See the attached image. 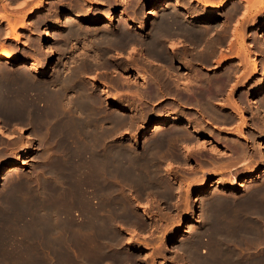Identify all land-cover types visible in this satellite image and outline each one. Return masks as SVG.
I'll use <instances>...</instances> for the list:
<instances>
[{"label": "bare ground", "instance_id": "6f19581e", "mask_svg": "<svg viewBox=\"0 0 264 264\" xmlns=\"http://www.w3.org/2000/svg\"><path fill=\"white\" fill-rule=\"evenodd\" d=\"M72 1L71 2L70 0L68 1L71 3L70 4L68 2L63 3L61 2V0H55V2H60L58 3L59 9L57 10V13H55L59 15L56 18V20L54 19L55 21L52 24V26L50 28L48 27L49 28L48 30L46 29L47 31L44 32V36L40 40V45H42V47L44 48L43 54L47 57L46 63H42L41 59L37 57L39 56L37 54L34 55L36 57L26 61L27 57L25 58L17 54L16 52L12 51L11 47L9 48L5 44H0V116L6 119L7 118L10 119L11 122L12 121L21 122V121L28 120L30 122L29 125L35 126L37 128L36 130L39 131V133L41 131H44V133H41V134H44V137H45L44 139L52 140L53 142L51 141L50 142L54 143L53 146L55 148L54 150L55 153H53L54 151L51 152L47 148L46 150H44V152L42 151L43 153H41V156L44 161L42 160V158H40L42 160L40 163L43 164L42 168H43L45 177H43V179H40L38 174L31 176L33 177L34 180L37 179L39 181L40 179L42 181V183L39 181L41 184L38 182L35 183V185L40 184L43 186L42 188L43 193L39 190L38 191L39 195L38 193H36L37 195L31 194L32 193L31 191L35 188V186L33 185V183L28 182L27 179H21L17 177V179L15 178L16 179L15 181H9L11 177L18 175L19 172L24 169V166L28 164V157L35 150L36 140L39 141V139L37 138V135L30 134L27 137V141L29 142V144H31V147L25 148L22 151V154L16 157L17 159L13 160L12 163L10 164L8 163V165L0 167V175L3 176L2 184H0V264H104V263L106 264L107 263L105 262L106 260L109 261L108 263L110 264H122L125 260H127V262L125 263H128V259L129 257H132L131 255L133 253L125 254L121 252L123 248V245H122L123 238H125L123 237L124 236L123 232L127 230L128 231L130 230L131 232V229L133 230L134 228H139V226L143 224L142 223L143 220H141L142 218H144V220H147L148 218L152 220V218L154 217V215L151 212H149V210L147 211V209H149L147 206H146L147 209L143 210L144 207L142 206L144 205L141 206L140 204L143 203L144 201L145 202L144 204L150 205L151 209L152 207H155V209L156 207H158L157 209L160 210L162 204H165V202L170 201L171 194L174 193V191L171 193V191L173 190V189L171 190V188L173 186L171 187L169 182L166 181L165 179H162V176L160 175V172L163 171L162 165L165 164L164 166L168 167V169L166 170L168 172L169 167H170L168 165L172 166L173 164V166L174 165L176 166L180 164V166H186L188 165L187 163L189 161H197V163L199 164L197 165L198 166L197 168H193L194 170L192 171L190 169L187 170V171H190L191 174L190 172H187V171L186 172L188 174H185L182 170V172L184 173L183 175L181 173L179 174L177 173L178 177H176L177 175H175L176 178H179V175H180L185 180L189 179L190 177L192 179L193 175H196L197 171L204 166L207 160V157H205L206 160H204V158H202L201 155L199 156V154L198 155L196 154L198 152L200 153L201 151V150L199 151L196 146L202 149L205 146V144L213 142L211 140H213L216 136L215 137L213 136L214 138L212 139V135H216L214 134V132L217 130L213 128L215 126L212 127L211 125H217V123L222 124V122H224L225 120H227V122L230 120V119L228 120V119L222 118V116L224 115L223 114L224 109L227 110L228 108H231V107L232 109L234 108L235 110L232 111V113L235 116H238L240 119L242 118L243 113L247 114L246 112L250 113V115L253 117L256 116L254 115L255 113L256 114H259V112L264 113V93L263 94L261 93V92H264V70H262L261 75L259 74L260 75L259 84L253 88L251 86L250 87L251 89H249V91L243 92L242 94L240 93L241 95L239 94L240 96L237 97L238 99L233 97L234 87L238 86L237 82H239V81H236V79L239 78V74L236 75V72L238 71L235 72V71H232L233 70L232 69L227 72L223 71V73H220V74L210 75L209 73L213 71L216 72L217 70L219 71V69L223 68L224 64L230 62V60L232 61V59L233 58L235 59V57L237 56H238L237 58H239L238 63L236 61L237 65L246 66L247 61L245 57H247L246 55H248V53H247V50H245L246 47L245 48L243 47L244 44L242 45V43L244 42L242 41V43H240V40L242 39V37H238L237 35L240 30H243L246 26H248L247 24H250L248 22V18L250 16H252L250 20L253 19L252 21L255 23L257 22L258 24H260L261 22H264V20H259V17H261L260 14L262 15L264 13V8L261 7V5H263L262 3L264 0H233V1L232 0H218L217 2H215V0H185L183 4L179 0H151V3L147 6V9L145 8V12L143 14L138 12V9L140 8L137 7L136 5L137 3H136L135 4L136 6L133 7L134 10L131 9L134 15L132 14L128 16L123 15L122 11L120 10L117 11L115 9V7L118 5V2L123 4L124 0H119L118 2L117 0H90V1L83 0L84 3L88 4L89 10L91 9V11L99 9L98 6H100L101 4H105L106 7H108L111 2L113 4L115 1L117 2L114 4L116 5L115 7H111V6L108 7L106 14L104 15L94 14V15H90L89 17L87 15L81 14V12L79 13V11L77 12L76 10L78 9L74 8L76 6H73L74 1L72 5ZM75 1H76L75 3L78 4V0H75ZM231 1L237 4V6L235 7L233 6L234 7L233 10L230 12L228 11V8H227V11L229 13H227L226 11V14H227L225 15L226 18L223 17L225 19V23L221 25V21H222L221 15L219 16L217 13L223 10L228 5V3H230ZM130 2L132 1L130 0ZM46 4L47 3L45 1L43 2L41 1V4L37 5L34 9H32L29 12V15H36L38 16V18L40 17L43 24H45L47 22V19H46L47 17H45V15L48 12L46 8ZM238 5H244L242 6V8H244L243 11L240 10L241 8L240 9L238 8ZM163 6L166 7V10L159 13L158 18L153 23L152 25L153 27H152L151 18L154 14L153 10L161 8ZM9 7L10 6H7V8ZM86 7L87 6H85V8ZM126 7L129 9L131 6L128 7V5L126 4ZM65 9L72 10V11L65 13V11H63ZM73 9L75 11H73ZM159 11H162V10H159ZM1 13H0V24H6V30L10 31L9 33L6 31L8 35L6 38H8V40H13L16 43H19L20 40L18 37L19 35L17 36L16 34V26L14 24H8V20L6 19L7 17H5ZM139 13L142 16H141V20L137 21L139 20L137 19L140 15ZM238 13H240L239 19H236V17L234 18V16L237 15ZM233 19H235L234 21H236L235 25H232L233 23H231ZM48 22H51V20H48ZM115 22L120 24L119 26L120 28L118 32H116V30H112V27L115 24ZM72 23H76V24L86 23L91 28L95 27L96 30H97L96 28L97 25L104 24L109 29L105 28L107 30L106 31L104 30V32L101 31L103 29L101 30L98 29L99 31H101V33L99 34V37L96 38L95 41H93L90 38L91 36L90 32H84L86 29L80 32L79 29L73 27ZM40 24L42 23L40 22ZM115 26H118V25H115ZM150 26L152 27V29L150 33H148L149 36L147 37L145 33L146 37L144 36L145 38L141 40L140 38H137L138 36L137 37H134V35L132 36V34L135 33L134 31H133L134 33L132 34H129L127 31L129 28H132V30L134 29L136 32H144L148 30ZM34 27H36V25H34ZM259 28L260 29H255L254 34L260 33V32L264 34V27L263 28L259 27ZM31 30L27 29V31L30 33H31ZM83 32H84L83 36L87 37L88 41L85 40L87 41V44H84L86 47V51L85 49H83L85 52L84 54H82L83 58L80 59L82 62L79 61L80 63H82L81 66H80V63L78 62L79 63L78 66L74 68L73 66L72 68H68L66 66L67 64L66 65L64 64V62H66L64 61L65 57L61 55L64 58L60 57V59L58 60L57 64H59L60 67L58 68L57 71L55 68L54 71H56L57 73L55 72V77L53 81L43 80V77L47 76L48 72L52 69V65H51L52 59L53 57L55 59V55L57 54L56 53L57 49L54 50L51 46H49V41L52 39V37L54 36L57 37L58 35H60L62 36L61 38L59 37L60 40H62L64 37H66L68 40L70 39L73 40L74 38L79 37L80 34H82ZM35 34H38V37H39V33L36 32ZM140 37L142 36L140 35ZM57 41H59V39ZM92 42H96V44L93 45ZM135 43H139L143 50V52H141V49H140V53L142 54L141 62L144 63V67L142 68L141 66V68L144 70V72H147V73L149 72L148 76L146 75L147 73L146 74L145 73L143 74L142 72L137 73L138 77L144 80L149 79L148 82L146 83L147 86L145 85L147 88L141 87L142 85L140 86L143 89L146 88L144 90L140 88L141 90H143L142 92L139 91L140 89H136L138 91H135L134 89L133 92L127 91L126 92L127 93L126 95H128V97L126 96L127 102H124L122 101V99L125 97L123 96L122 98L121 96L120 97L118 96V92L114 88V87H117L118 85L113 86L111 84L112 81H110V83L106 81H102V82L96 81L94 83H91L90 81L89 83L88 82L89 80L87 81L85 80L84 76L86 75H84L83 72H86V71L92 72V71L97 70V68L105 69L107 67L109 63L108 59L112 57L110 53L111 50H113L114 48L116 49L119 48L120 52H123L125 50V47L127 48V46L131 45L130 48L131 47L132 48L131 49L127 48L128 51L129 50L130 51L126 55L128 54L132 55L134 49L135 50L138 49L134 46ZM261 44L264 47V42H262ZM73 45H71L72 51L75 50L74 48L75 45L74 46ZM64 46L67 47L65 43H63L60 46L63 51L67 49V48L65 49ZM196 47L198 49H196ZM91 48L95 49L96 54L95 53L94 55L91 54V52L94 51ZM241 49L242 50L244 49L245 51L243 52L244 53L243 57H242L243 53H241L242 51ZM248 52H250V50ZM137 54H135L136 57H137ZM40 55L42 56V53ZM57 55H60V54H57ZM74 56L77 57V55L75 54ZM116 57L118 58V56ZM112 58L117 59L115 57H112ZM125 59H128V62L126 64L132 63L133 65V62L136 61V60H132V56L130 57L127 56V58ZM67 61H68V58H67ZM121 61H118V62H120L121 64L122 63ZM254 61L255 60H253L252 62V74L250 73V75L246 76V78L242 82V87L248 84V82L252 78L253 73L257 71L258 64H256V61L255 62ZM118 62L115 64L113 63L117 68H119ZM4 63L10 64V65L20 64L28 72L22 71V74H21V72L18 73L14 71H9L6 69V67L3 66ZM136 63H134V65ZM133 67L130 66L127 68H129L132 71L134 70ZM230 67H233V66L231 65ZM236 67H234L235 68L234 70H236ZM121 68L123 69V67ZM136 68L138 67L136 66ZM182 70H186L187 72L182 73ZM110 71L114 72L113 70H110ZM134 71L137 72L136 69ZM100 72L99 74L97 73V75L104 76V75H100L102 74V72L101 73ZM247 72L249 71L247 70ZM31 73L37 74L38 76H40V78L34 79L35 78L34 77L32 79ZM81 74H83V76ZM104 74L106 75V73ZM117 74L118 72L112 76H116ZM80 75L82 76L81 80H80ZM90 76H88L87 78L90 79L91 78ZM94 76L96 75L94 74ZM117 77H119V75H117ZM111 78L110 80L114 79V78L112 79ZM103 80H106V79L103 78ZM115 80L117 79L115 78ZM129 80L126 79L125 81L126 86H127L126 90L127 89L129 90L131 87L130 85L131 84L134 85L135 83L133 81L134 83L130 84ZM115 82H117V84L120 83L121 85V82L119 80ZM123 82L124 81H122V83ZM17 85H19L18 90H17ZM114 85H116V83ZM124 87H125V83H124ZM121 89H122V86L120 89H118V91ZM124 89L122 90L124 91ZM113 90L116 91V94H114L115 91L113 93ZM253 95L256 96L255 103L251 102V98ZM134 96H137V98L139 97V101L145 104H148V105H152L154 103L156 104V102H158V104L156 105V108L159 105H161L160 106L161 109L159 111L158 110L155 111V106H152L151 110H148V111L149 113L151 111L152 114L158 111V113L160 112V114H157V113L155 114L156 116H160V117L156 120L154 118L151 119V117L148 118V120L141 127L140 132L138 133L133 132L134 133L133 136L129 134L130 138L128 137V139L124 140L123 134L127 133L126 131L132 132V129L135 126L139 127L138 125H140L141 123L137 124L138 121L143 119L142 117H145V114H146V113L143 114L144 116L141 114L140 117L136 116L137 112H135V109H134L135 106H133V103L135 102L133 101ZM163 98H169V99L162 101ZM137 100H136V103L139 102V101L137 102ZM143 103H141V107H139V110H144V106H142ZM248 103L251 105L256 104V107L255 105L246 106V104L249 105ZM246 107L247 108L249 107V109L247 110ZM227 116H228V113L226 117ZM232 116H229V117H232ZM222 119L223 121H221ZM251 119H254V118H251ZM243 123L244 121L242 122V124L240 125L238 124V127H241ZM223 124H225V122ZM206 126H208V128ZM219 126H218V129L220 128ZM254 127L255 126H253V129ZM261 128L260 130H262ZM224 130H225L223 131L224 133L231 134L238 140L248 139V137L246 136L247 134H245L246 132L245 133L241 132V130H238L237 126H236V131H230V130H227L226 128ZM135 131H136V128H135ZM258 134H256V136ZM205 135H210V137H207L208 139H206ZM251 135H253V133ZM0 136L8 138L7 135H5L4 129H2L1 126H0ZM217 138L216 140L215 139L214 140L218 141L219 138L218 139ZM249 138L251 137L249 136ZM255 138L257 137H253V139L250 140L253 143L254 141L256 142L255 143L256 145L252 146V148L256 149V150L254 149L252 150L255 152L254 155H253L254 152H252L251 155L249 156L250 154L249 152H248L249 154H245L244 149L239 148V151L245 154V155L243 154L245 157L242 155V157H244L242 159V164H243V165L241 164L242 166H239L240 164H237L239 163V160L238 162L233 159H231L232 161H229V159L231 158L230 156H229L230 158L228 157L229 159H228V162L226 163V165L228 164L229 167H231L230 162H233V161L237 162V163L235 162L233 163H235V165H238L237 168L245 167L247 170L246 174L248 175L247 176L245 175L246 177H242V178L241 176H239L240 181H231L233 179L232 178L230 182L228 181L229 183H226V184L223 183V185L219 182L218 184L219 188H222L226 191H233V192L247 188L248 186L252 188L257 182L258 178L260 176H264V165H263L264 163L261 166L258 164V161H257V160H260L261 162L264 161V133L261 134V139L259 140L261 143H259V141H256ZM139 139H143V145H141L140 147H138L137 145V142H138L137 140ZM220 139H221L220 140L221 142L222 140H225L224 137L223 139L222 137ZM199 140H201L202 142L200 141L199 143ZM227 141L228 140H226V142ZM15 142L17 141L15 140ZM238 143L239 142L237 141V144ZM141 144H142V141H141ZM250 144L252 145V143ZM193 145L197 148L198 151L195 150V148L194 150L191 148L193 147ZM242 146L244 147L245 145L244 144L240 145V147ZM21 147H23V144L21 145ZM41 147L42 145L40 146V148ZM43 147H46L45 144H43ZM228 147L229 146L226 147L227 150L229 149ZM213 150L211 148V152ZM215 152L217 151L215 150ZM0 154H3V153H0ZM2 156L4 158V154ZM219 157H218V161L223 160L225 158L224 155H223L224 158L223 157L219 158ZM201 159H203L204 161ZM209 160H212V158L211 159L209 158ZM218 161H216V159L214 162L210 161V165L212 163L211 167L214 170L216 169L215 172L213 170L214 173H219V170L217 169H220L222 167L221 164L223 163L225 164L224 160L221 162H218ZM207 165L209 164L207 163ZM207 165L205 166L208 167ZM228 165L226 168L225 166L223 168L229 169ZM204 167H203L204 170L200 169L201 171H198V172L200 173L202 172L201 174H203L209 171L208 169L206 171L205 169L206 167L205 168ZM231 169H233V167H231ZM214 173L213 175H215ZM163 174H166V173H163ZM239 175H241V173ZM202 177H200V179H197V180L198 181L201 180ZM261 178H260V181H261ZM33 179L31 178V181H34ZM221 179L229 180L228 177H225V178L221 177ZM168 180H170V177L168 178ZM223 180L221 181L223 182ZM180 182L181 181L179 180L178 184ZM189 182L190 181H188V183ZM199 182L201 183L199 184L197 190L199 193H202L203 196L205 194V196L202 197L201 199L203 200V206L201 207V209L200 207L195 208L196 212H199L200 210L205 211V210H208V208L211 211V209L215 208L214 210L218 211V212L215 211L216 213L213 212L215 215H217L216 217H218V215H221V214L226 216V214L228 215V212L226 213L224 211L227 210L226 209L227 207V208H231L234 212L236 211L235 213H237L238 211L240 212L241 209L244 211L246 210L245 213L248 212L249 214L247 215L249 217L250 216L253 217L252 216L253 212L256 213L258 209H260L261 207L259 205V203H261V201L263 200L262 199L261 201H259L260 193L261 195L263 193L261 192L263 191L261 187L259 188L257 187L251 190L249 189V192L248 190H246L248 194L245 196V198L243 197L242 200H239V201L237 200L235 202V201H232V197H231V201L228 200L230 196L228 199L225 198V196H227L228 194L227 195H224V194L215 195L214 192L216 191H214L213 193L215 196H212L213 194L211 195L210 193H208L207 192L208 189H210V187H214L215 185H217L216 183L211 184L210 182H206L204 180L203 182L202 181H199ZM225 182L227 181L225 180ZM191 183L192 182H190V184ZM193 184H196V183H193ZM259 185L262 186V183ZM178 187L176 188L178 189ZM174 189H175V186H174ZM185 191H182V192H185ZM179 192H180V189H179ZM179 192H175V193L178 194ZM185 194H188V193H185ZM182 197L179 199H182ZM261 198H263V196ZM234 199L235 198H233V200ZM201 200H199V202H202ZM175 201H172V202L175 203ZM263 201L262 203L264 204ZM169 203L170 202H168V204ZM180 203H178L177 201L176 204L179 205ZM184 204H187V203L185 202ZM181 207L183 208L182 205ZM169 208L167 207V210ZM237 208H239L240 210H238ZM159 210H158V213H159ZM139 211H141L142 213ZM223 212L226 214H224ZM261 212H264V211H261ZM158 213H157V217L160 216L158 215ZM165 214L166 213H164L163 215ZM202 214L203 213H201L200 215ZM207 214L205 213L204 215H207ZM212 214L210 213L209 215H212ZM256 214L260 217L259 213H256ZM230 215H233V214H230ZM230 215L228 216L230 217ZM247 215L245 214L244 216L243 215L242 216L245 217ZM242 216L241 218L243 219ZM164 217H166V215ZM203 217L201 220L196 219L197 217L194 218L188 223V226L185 227V232L189 233L188 239L191 238L189 241H187V243H186L185 238L180 239V240L178 239L179 243L183 246L186 245L188 247V250L191 252H194L196 250L199 251V249L197 248L201 247L202 239L200 240V238H202L204 235L202 233L201 235L203 236L200 237L198 235V232H200L199 229L201 228ZM234 217L232 216L233 219ZM238 218H240V215L239 217H237V220H239ZM210 219L211 218L207 220H210ZM250 219L251 218H249L248 220L247 218L249 224L247 225L246 223V225L243 228H241L240 226H239L240 229L239 228L236 229L232 227L233 229L232 235H230L229 233L230 232L229 225L231 224L228 225L229 227L228 229V227L225 226L227 224H225L223 220H222L223 224H225L224 226H222L223 224L221 223V220H219L220 223L217 222L216 225L212 223H211L212 225L210 224L209 227H213L210 229V231H208L207 229L205 231H208L209 233L212 232L210 237L216 243L218 242L219 245H223L224 244L223 242L227 243L226 242L227 240H232L233 242L238 241L237 244L239 242H243V245H246L250 249L251 246L252 247L254 245L257 246V244H259L262 238L261 233H259L260 231L258 232V230L253 228V226L257 224L256 221H254L255 222L254 224V222H252V220ZM140 220L142 222H140ZM215 220L214 221L211 220V222L212 221L215 222ZM237 220H233V222L234 221L238 222L236 223V225H239L241 220H239L240 222ZM254 220H255V216H254ZM157 221L155 223H157ZM167 221L168 220H166V222ZM171 223L169 224V221H168V224L170 226L173 224ZM206 223L208 222L206 221V218H205V224ZM226 223H228V221ZM229 223H232V222H229ZM154 224H153V227H154ZM149 227H152V226H149ZM145 228H147V226ZM155 228H157L156 225H155ZM159 229H160L159 232H162L161 227ZM128 231H127V234H128ZM152 231L153 230H151V232ZM220 231L221 232L227 231L229 234L222 236L220 235ZM132 233L131 235H133ZM145 235L143 236L139 235L138 238L141 236L145 237ZM152 235L153 234H151V236ZM207 235L209 234L207 233ZM154 236L152 237V239L154 238ZM207 237L208 236H206V238ZM146 238L148 239V236ZM149 238L151 237L149 236ZM160 238L161 237H159L158 240L161 241ZM127 239H129V237ZM131 240L129 239V241ZM203 240L205 239L203 238ZM137 244L138 243L135 244L133 249L142 248L143 250L144 249L146 250V248L147 249L149 248V247H146L147 244L146 245L144 244L143 246L142 245L139 246V244L138 245ZM205 244L209 245V243L207 242ZM211 244L215 245L214 242ZM243 245L242 246L240 245V246L245 247ZM211 246L212 245H210V247ZM179 247L180 245L178 244L177 246L178 251L180 249ZM227 247L224 244V248L226 249ZM231 247H232V244H231ZM159 248H160L159 251H155V250H158L155 248H154L155 249L154 251L160 253V250L162 249V247L160 246ZM214 248L217 249L218 247H214ZM127 250H128V247H127ZM204 250L207 251V249H203L202 250L203 253H204ZM215 250L213 251L216 252ZM232 251L234 252V250ZM161 252H163V250ZM177 252L175 251V253ZM218 252L220 253L221 251L219 250ZM151 253L154 254L153 252ZM182 253H184L183 250H182ZM229 253H231V251ZM239 253H240V250H239ZM194 254L191 253V255H194ZM247 254H249V252ZM220 255L219 257L221 258ZM236 255H235L237 257L236 260H234V258H232V256L229 255V256H226V259L223 258L224 260H222L221 258L222 262H219V263L213 262V259H210V262L207 264H264V259L259 257V255L257 258L255 256V258L253 257L254 259L248 258L245 260H242L240 254H239L240 257H238V253H236ZM249 255H251V253ZM263 255H264V252H263ZM150 256H153V255H150ZM185 256L188 257V255H185ZM216 256H215V259H217ZM158 257L159 256H157V258ZM144 258L145 257L141 259L142 262L145 260ZM192 258L188 260L193 261ZM205 258H208L207 255ZM204 261L206 262L207 260H204ZM139 262H140V259H139ZM189 262L187 263L190 264ZM143 263L145 264V262ZM191 263L195 264L193 262Z\"/></svg>", "mask_w": 264, "mask_h": 264}, {"label": "rangeland", "instance_id": "374dc122", "mask_svg": "<svg viewBox=\"0 0 264 264\" xmlns=\"http://www.w3.org/2000/svg\"><path fill=\"white\" fill-rule=\"evenodd\" d=\"M7 0H0V5H2V6H0V8L2 9H0V13L1 14H3L5 17H7L6 19L8 20V24H14L15 26H16V34H17V36L19 37V43H16V42H14L13 40H8V38H6L8 35H7V32L9 33L10 31L8 30H6V24H0V44H5V45H7L9 48L11 47L12 48V51H14V52H16L17 54H19V55H21V56H23V57H27L26 58V61H28V60H30V59H32V58H34V57H36V56H34V55H39V56H37L38 58H40L41 59V61H42V63H46V59H47V57L43 54V50H44V48L42 47V45H40V40H41V38L44 36V32L45 31H47L51 26H52V24L54 23V21L56 20V18L58 17V15L59 14H55V13H57V10L59 9V4L58 3H60V2H55V0H25L24 1V3H22L21 5H19V7H17V8H11V6L6 2ZM41 1L43 2V1H45L47 4H46V8H47V11L49 12H47V14L45 15V17H47L46 19H47V22L45 23V24H43V22L41 21V19H40V17L38 18V16H36V15H29V12L32 10V9H34L37 5H39V4H41ZM69 1V0H68ZM68 1H62L61 0V2H63V3H67ZM72 0H70V2H71ZM73 1H74V5H73ZM72 1V5L73 6H76V7H74V8H77L78 10H76L77 12L79 11V13L81 12V14H84V15H87L88 17L90 16V15H104V14H106V12H107V10H108V7H115L116 5H114L115 3H117L119 0H117V2L115 1L114 2V4L111 2L110 4H109V6L108 7H106V5L105 4H101L100 6H98L99 7V9H96V10H93V11H91V9L89 10V6H88V4H86V3H84L83 2V0H78V4H76L75 2V0H73ZM90 1V0H89ZM125 1H126V3H125ZM132 2H130V0H124V2H123V4H121L120 2H118V5L115 7V9L118 11V10H120V11H122V13H123V15H126V16H128V15H132L133 13H132V11H131V9L132 10H134V8L133 7H135L136 5H137V7L138 8H140V9H138V12H140L141 14H143L144 12H145V8L147 9V6L151 3V0H131ZM182 4H183V2L185 1V0H179ZM218 0H215V2H217ZM233 1V0H232ZM231 1V2H232ZM55 2V3H54ZM70 2H68V3H70ZM84 3V5H83V3ZM139 2V3H138ZM228 3V5L223 9V10H221L219 13H217L219 16L221 15V25L223 24V23H225V19L223 18V17H225V15H227L226 14V11H227V8H228V11L230 12V11H232L233 10V8L235 7V6H237V4H235V3ZM4 3V4H3ZM129 3V4H128ZM137 3V4H136ZM6 4V5H5ZM52 4V5H51ZM57 4V5H56ZM71 4V3H70ZM82 4V5H81ZM121 6H120V5ZM126 4L128 5V7H130L129 9L126 7ZM136 4V5H135ZM263 5H261V7H263L264 8V1H263V3H262ZM3 5H5V6H3ZM78 5V6H77ZM133 5V6H132ZM7 6H10L9 8H7ZM56 6V7H55ZM85 6H87L86 8H85ZM234 6V7H233ZM241 6V7H240ZM242 6H244V5H238V8L241 10V11H243V9L244 8H242ZM79 7V8H78ZM81 7V8H80ZM124 7V8H123ZM56 8V9H55ZM142 8V9H141ZM52 9H54V10H52ZM88 9V10H87ZM104 9V10H103ZM110 9V8H109ZM124 11H123V10ZM231 9V10H230ZM49 10H51V11H49ZM130 10V11H129ZM142 12H141V11ZM159 10H162V11H159ZM166 10V7H161V8H158V9H155V10H153V16H152V18H151V26L153 25V23L157 20V18H158V15H159V13H161V12H163V11H165ZM53 11H54V13H53ZM63 11H65V13H67V12H69V11H72V10H67V9H65V10H63ZM73 11H75L74 9H73ZM88 11V12H87ZM120 11H119V13H120ZM137 11V10H136ZM155 11V12H154ZM227 11V13H229ZM8 12V13H7ZM84 12V13H83ZM92 12H93V14H92ZM129 12H130V14H129ZM135 12V11H134ZM7 13V14H6ZM139 13V14H140ZM157 13V14H156ZM225 13V14H224ZM8 14H10V15H8ZM50 16H52V17H50ZM139 15V17L137 18V19H139V20H137V21H140L141 20V16L142 15ZM240 13H238L237 15H235L234 16V18L236 17V19H239V17H240V15H239ZM134 15V14H133ZM216 15V14H215ZM252 15H254V14H252ZM259 15V14H258ZM229 16V15H228ZM227 16V17H228ZM260 16L261 17H259V20H264V18H263V16H264V13L261 15L260 14ZM50 17V18H49ZM9 18V19H8ZM49 18V19H48ZM155 18V19H154ZM226 18V17H225ZM252 18V16H250L249 18H248V22L250 23V24H247L248 26H246L243 30H240L239 31V33H238V37H242V39L240 40V43H242V41L244 42V43H242V45L244 44V45H246V46H244L243 45V47L245 48V50H247V53H248V55H250L251 56V58H250V56H248V55H246L248 58H250V59H248L247 57H245L246 58V66H245V68H244V66L243 65H240V66H238L237 65V63H238V61H239V58H237V57H235V59L233 58L232 59V61L230 60V62H228V63H226V64H224L223 65V68L222 69H219V71L217 70L216 72H209L210 73V75H213V74H220V73H223V71L225 72H227V71H230V70H232V71H238V72H236V75L237 74H239V78H237L236 79V81H239V82H237V85L238 86H236V87H234V92H233V97H235L236 99H238L237 97H239L243 92H246V91H249V89H251L250 87L252 86V88L253 87H256L258 84H259V80H260V75H261V72H262V70H264V47L262 46V42H264V34L262 33V32H260V33H255L254 34V31H255V29H260L259 27H261V28H263L264 27V22H261L260 24H258L257 22L255 23V22H253L252 20H250ZM40 19V20H39ZM55 19V20H54ZM258 19V18H257ZM48 20H51V22H48ZM235 19H233V21L231 22V23H233L232 25H235V22L236 21H234ZM250 20V21H249ZM11 22V23H10ZM38 22H39V24H38ZM40 22L42 23V24H40ZM118 22V21H117ZM117 22H115V24L113 25V27H112V30H116V32H118L119 31V26H120V24L119 23H117ZM254 24H253V23ZM16 23V24H15ZM35 23V24H34ZM18 24V25H17ZM31 26H30V25ZM252 24V25H251ZM32 25H33V27H34V25H36V27H32ZM39 25V26H38ZM71 25V24H70ZM72 25H73V27H75V28H77V29H79V31L81 32V31H84L85 29L86 30H88V31H84V32H90V34H91V36H90V38H91V40H93V41H95V39L96 38H98L99 37V34L101 33V31L102 32H104V30L106 31L107 29H109L108 27H106L104 24H99V25H97L96 26V28H97V30L95 29V27L94 28H91L88 24H76V23H72ZM71 25V26H72ZM115 25H118V26H115ZM84 26V27H83ZM150 26V28L148 29V30H146V31H144V32H136L134 29L132 30V28H129L127 31H128V33L129 34H132V33H134V34H132V36L134 35V37H137V38H140V40L141 39H143V38H145L146 36L148 37L149 36V34L148 33H150V31H151V29H152V27ZM259 26V27H258ZM22 27V28H21ZM29 27V28H28ZM49 27V28H48ZM83 27V28H82ZM5 30H4V29ZM36 28H38V29H36ZM105 28H107V29H105ZM26 29V30H25ZM27 29H29V30H31V33L30 32H28L27 31ZM47 29V30H46ZM94 29H95V31H94ZM101 30V29H103V30H101V31H99V30ZM37 33H39V37H38V34H35L36 32ZM41 30H42V32H41ZM91 30H92V32H91ZM7 31V32H6ZM26 31H27V33H26ZM96 31H98V32H96ZM134 31V32H133ZM243 31H245V32H243ZM249 31V32H248ZM6 32V33H5ZM84 32L82 33V34H80V36L79 37H77V38H74L73 40H68L66 37H64L63 39H64V41H63V39L62 40H60V38L62 37V36H60V35H58L57 37L56 36H54V37H52V39L49 41V46H51L54 50H56V53L57 54H60V55H55V59H54V57H53V59H52V69L48 72V75L47 76H44L43 77V80H45V81H53V79H54V77H55V72L58 70V68L60 67V65L59 64H57L58 63V60L60 59V57L62 58L63 56L65 57V60L64 61H66V62H64V64L68 67V68H72V66H73V68L74 67H76V66H78L79 65V61H81L80 59H82L83 58V55L82 54H84V52L86 51V47H85V45L84 44H87V37H84L83 36V34H84ZM96 32V33H95ZM247 32H248V34H247ZM34 33V34H33ZM63 33H65V32H63ZM93 33V34H92ZM137 33V34H136ZM145 33H146V36H145ZM244 33V34H243ZM32 34V35H31ZM41 34V35H40ZM97 34V35H96ZM241 34H243V35H241ZM27 35H29V36H27ZM136 35V36H135ZM140 35L142 36V37H140ZM262 35V36H261ZM37 36V37H36ZM145 36V37H144ZM60 37V38H59ZM81 37V38H80ZM83 37V38H82ZM93 37V38H92ZM246 37V38H245ZM85 38V39H84ZM59 39V41H57ZM82 39H84V40H82ZM66 40V41H65ZM85 40H87V41H85ZM252 40V41H251ZM11 41V42H10ZM74 41H76V42H74ZM78 41V42H77ZM246 41V42H245ZM71 42V43H70ZM80 42H84L83 44L82 43H80ZM236 42V41H235ZM239 42V41H238ZM59 43V44H58ZM63 43H65L66 44V46L67 47H65V49L67 50H65V51H63L62 50V48L60 47ZM75 45H73V44ZM76 43V44H75ZM68 44V45H67ZM83 46H82V45ZM92 44L93 45H95L96 44V42H92ZM250 44V45H249ZM71 45H73L74 46V48H75V50L74 51H72V46ZM139 47H138V46ZM254 45H255V47H254ZM40 46V47H39ZM79 46V47H78ZM81 46H82V48H81ZM130 46L131 45H129V46H127V48L128 49H131L130 48ZM136 48H138L137 50H135L134 49V51H133V54L131 55V54H128V55H126L127 53H129V51H128V49L125 47V50L123 51V50H121V51H123V52H120V49L119 48H114L113 50H111L110 51V53H111V55H112V57H115V58H117L116 56H118V58L117 59H113L112 57H110L109 59H108V62L110 63H108V65H107V67L105 68V69H103V68H97V70H95V71H86V72H83V74L84 75H86V76H84L85 77V80L87 81V80H89L88 82L90 83V81H91V83H94V82H96V81H99V82H102V81H106V82H109L110 83V81H112L111 82V84L113 85V86H117V87H114L115 88V90L118 92V96L120 97H122L123 98V96L125 97V98H120V99H122V101H124V102H127V98H126V96L128 97V95H126L127 93V91H131V92H133V90L135 89V91H138V90H136V89H140L141 87H146L147 86V82H148V80L149 79H147V80H144V79H142V78H140V77H138V72L139 73H147V72H144V70L142 69L143 67H144V63H142L141 61H142V54L140 53V49H141V52H143V50H142V47L140 46V44L139 43H135V45H134ZM236 46V45H235ZM252 46V47H251ZM259 46V47H258ZM55 47V48H54ZM69 47H71V48H69ZM78 49H77V48ZM84 47V48H83ZM134 47V48H135ZM249 47V48H248ZM42 48V49H41ZM261 48V49H260ZM263 48V49H262ZM83 49H85V51L83 50ZM92 50H94L93 52H91V54H93L94 55V53L96 52L95 51V49L94 48H91ZM122 49H124V48H122ZM196 49H198L197 47H196ZM196 49H195V51H196ZM250 50V52H248L249 50ZM38 50H39V52H38ZM61 50H62V52H61ZM68 50H69V52H68ZM83 52H82V51ZM242 50V49H241ZM240 50V51H241ZM37 51V52H36ZM58 51V52H57ZM82 53H81V52ZM138 53H136V52ZM68 52V53H67ZM75 55H77V57L76 56H74V54ZM116 52V53H115ZM135 52V53H134ZM243 52H245L244 51V49L241 51V53H243ZM35 53V54H34ZM42 53V56L40 55ZM78 53V54H77ZM113 53V54H112ZM241 53H240V55H241ZM246 53V54H247ZM250 53V54H249ZM30 54H32V55H30ZM96 54V53H95ZM119 54V55H118ZM135 54H137V57H136V55ZM45 57H44V56ZM61 55H63V56H61ZM82 55V56H81ZM135 55V56H134ZM31 56V57H30ZM69 56V57H68ZM126 56V57H125ZM127 56H132V60H136L135 62H133V65H132V63L131 64H126L127 62H128V59H125V58H127ZM244 56V53L242 54V57ZM63 57V58H64ZM120 57H122V58H120ZM44 58V59H43ZM67 58H68V61H67ZM75 58V59H74ZM78 58V59H77ZM133 58H135V59H133ZM137 58V59H136ZM237 58V59H236ZM244 58V59H245ZM253 58V59H252ZM78 61H77V60ZM111 59V60H110ZM141 59V60H140ZM117 60V61H116ZM122 60V61H121ZM253 60H255L256 61V64H258L257 65V71L255 72V73H253V75H252V78H251V80L248 82V84L246 85V86H244V87H242V82L244 81V79L246 78V76H248V75H250V73L252 74V62H253ZM73 61H74V63H73ZM118 61H121L122 63L120 64V62H118ZM236 61H237V63H236ZM254 61V62H255ZM69 62V63H68ZM79 62V63H78ZM82 62V61H81ZM118 62V64H119V68H117L114 64L115 63H117ZM125 62V63H124ZM138 63V65H137V63ZM77 63V64H76ZM114 63V64H113ZM124 63V64H123ZM134 63H136L135 65H134ZM81 64L82 63H80V66H81ZM126 64V65H125ZM69 65V66H68ZM71 65V66H70ZM75 65V66H74ZM122 65V66H121ZM124 65V66H123ZM226 65V66H225ZM228 65H232L233 67H230V66H228ZM236 65H237V67H236ZM3 66L4 67H6V69L7 70H9V71H14V72H21V74H22V71L23 72H28L25 68H23L20 64H15V65H10V64H6V63H4L3 64ZM21 66V67H20ZM57 66V67H56ZM126 66V67H125ZM130 66H134L133 67V69L135 70L136 69V71L137 72H135L134 70H130L129 68H127V67H130ZM136 66L138 67V68H136ZM140 66V67H139ZM141 66H142V68H141ZM243 66V67H242ZM249 68H248V67ZM121 67H123V69L121 68ZM231 69H230V68ZM234 67H236V70H234L235 68ZM242 67V68H241ZM55 68H56V71H54L55 70ZM122 70H121V69ZM227 68H228V70H227ZM239 68H240V70H239ZM102 72V74H100V75H104V76H99V75H97V73L99 74V70ZM125 69V70H124ZM142 69V70H141ZM103 70V71H102ZM110 70H113L114 72H112V71H110ZM121 70V71H120ZM244 70V71H243ZM247 70L249 71V72H247ZM99 71V72H98ZM243 71V72H242ZM89 74H88V73ZM90 72H91V74H90ZM94 72V73H93ZM96 72V73H95ZM100 72V73H101ZM106 73V75L104 74V73ZM110 72H112V73H110ZM118 72V74L117 75H119V77H117V75L116 76H112V75H115L116 73ZM119 72H121V73H119ZM184 72H187L186 70H182V73H184ZM189 72V71H188ZM57 73V72H56ZM85 73H87V74H85ZM149 73V72H148ZM148 73L146 74L147 76H148ZM83 74H81L82 76H83ZM94 74L96 75V76H94ZM111 75V77L112 78H114V79H112L111 77H110V75ZM137 74V75H136ZM260 74V75H259ZM31 78L33 79L34 77V79H36V78H40V76H38L37 74H32L31 73ZM54 75V76H53ZM80 75V80H81V76ZM91 75V76H90ZM93 75V76H92ZM109 75V76H108ZM121 75V76H120ZM241 75V76H240ZM52 76V77H51ZM88 76H90L91 78V80L90 79H88L87 77ZM128 76V77H127ZM105 77H107V78H105ZM121 77V78H120ZM133 77V78H132ZM238 77V76H237ZM240 77H241V79H240ZM51 78V79H50ZM103 78L104 79H106V80H103ZM110 78L112 79V80H110ZM115 78L117 79V80H115ZM50 79V80H49ZM93 79V80H92ZM94 79H96V80H94ZM107 79H109V80H107ZM121 79V80H120ZM123 79H125V80H123ZM126 79H131V80H129L130 81V84L131 83H134V85L133 84H131L130 86V89L128 90H126V88H127V86H126ZM133 79V80H132ZM239 79V80H238ZM120 81L121 82V85H120V83H118L117 84V82H115V81ZM122 81H124L123 83H122ZM134 81V82H133ZM116 83V85H114L115 83ZM145 82V83H144ZM88 83V84H89ZM124 83H125V87H124ZM123 84V85H122ZM142 85V86H141ZM146 85V86H145ZM255 85V86H254ZM19 85H17V90H18V87ZM121 86H122V89H124V91L121 89V90H119L118 91V89H120L121 88ZM133 86V87H132ZM141 86V87H140ZM16 87V86H15ZM120 87V88H119ZM139 87V88H138ZM147 88V87H146ZM146 88H144V89H146ZM141 89H143V88H141ZM139 90L140 92H142L143 90ZM115 90H113V93H114V91ZM116 91H115V93L114 94H116ZM121 91V92H120ZM123 91V92H122ZM236 92V93H235ZM120 93V94H119ZM241 93V94H240ZM262 94L264 93V92H261ZM122 94V95H121ZM124 94V95H123ZM240 94V95H239ZM256 95V94H255ZM255 95H253L252 96V98H251V102L252 101H254V99H256L255 97ZM137 96H134V100L133 101H135L134 103H133V106H135L134 107V109H135V112H137L136 113V116H141V114L143 115V114H145V117H142L143 119H141L140 121H138V123L137 124H140V125H138L139 127H137V126H135L133 129H132V132L131 131H126L127 133H125V134H123L124 136H123V139L124 140H126V139H128V137L130 138V135L129 134H131V136H133L134 135V133H138V132H140V130H141V127L144 125V123L148 120V118H150L151 117V119L152 118H154L155 120L156 119H158L160 116H156V114L155 113H157V114H160V112L158 113V111L161 109L160 108V106L161 105H159L157 108L155 107V111L156 110H158L157 112H154L153 114H152V112L150 111V113H149V111L148 110H151V107H150V105H148V104H145V103H143V102H141V101H139V97L137 98ZM137 100V102L138 103H136V100ZM137 105H136V104ZM141 103H143V105L142 106H144V110H139V107H141ZM249 104V103H248ZM140 105V106H139ZM147 106V108H146V106ZM251 104H249V106H250ZM256 106V104H253V105H251V106ZM138 106V107H137ZM150 107V108H149ZM247 108V107H246ZM230 109H232V107L231 108H228L227 110H225L224 109V111H223V114L225 115H223L222 116V118L223 119H230L231 117H229V116H232V115H234L233 113H232V111H234L235 109L233 108L232 110H230ZM139 111V112H138ZM231 111V112H230ZM141 112V113H140ZM143 112V113H142ZM148 112V113H147ZM140 115H139V114ZM227 113H228V116L226 117V115H227ZM232 113V114H231ZM243 113V112H242ZM148 114V115H147ZM150 114V115H149ZM152 115V116H151ZM243 116H242V118L240 119L239 118V121H240V123L242 124V122L244 121V118L245 117H248V114H245V113H243L242 114ZM144 116V115H143ZM238 117V116H237ZM143 120V121H142ZM8 121H10V122H8ZM29 121L27 120H25V121H21V122H19V121H12L11 122V120L10 119H6V118H4V117H1L0 116V126H1V128L2 129H4V132H5V135H7V137L9 138H6V137H3V136H0V147H3V149L2 150H0V153H3L4 154V158H3V154H0V158H1V160H0V167H2V166H5V165H8V163L10 164V163H12V161L13 160H15V159H17L16 157H18L19 155H21L22 154V151L25 149V148H28V147H31V144H29V142L27 141V137L30 135V134H35V135H37V138L39 139V141L38 140H36V144L38 145H36L35 144V150L33 151V153L32 154H30L29 155V157H28V164L26 165V166H24V169L22 170V171H20L19 172V174L18 175H15V176H13V177H11L10 179H9V181H15L16 179H17V177H19V178H21V179H27L28 180V182H31V183H33V185L35 186V188L31 191L32 193L31 194H36V193H38V195H39V190L42 192V188H43V186L42 185H40L41 183H42V181L40 180V179H43V177H45L44 176V172H43V168H42V166H43V164H41L40 162L43 160V158H42V156H41V153H43L44 152V150H46V148L47 149H49L51 152L52 151H54L55 150V148H54V143H51V142H53L52 140H46V139H44L45 137H44V134H41V133H44V131H41L40 133H39V131H37L36 129V127L35 126H30L29 125ZM244 124H245V121H244V123H243V125H241V127H238V130H241V132H245L244 131V128H242L243 126H244ZM7 125V126H6ZM224 126H227V125H229V124H223ZM3 126V127H2ZM221 126H222V124H221ZM15 127V128H14ZM135 128H136V131H135ZM138 129V130H137ZM171 129V128H170ZM18 130V131H17ZM46 131V130H45ZM221 132H223V131H225L224 129H222V130H220ZM36 132V133H35ZM134 132V133H133ZM240 132V131H239ZM133 133V134H132ZM40 135V136H39ZM42 135V136H41ZM39 136V137H38ZM210 137V135H205V137H206V139H208L207 137ZM215 137V135H212V139ZM40 138H41V140H40ZM215 138H217V136L215 137ZM2 139V140H1ZM21 139V140H20ZM44 139V140H43ZM15 140L17 141V142H15ZM19 140V141H18ZM211 140V139H210ZM38 141V142H37ZM42 141H43V143H42ZM51 141V142H50ZM138 142H137V145H138V147H140L141 145H143V139H139V140H137ZM141 141H142V144H141ZM200 141L201 140H199V143H200ZM211 141H213V142H211V143H207V144H205V146L201 149L200 147H198V146H196L197 148H198V150L200 151V153L198 152V153H196L197 155L199 154V156L201 155V157L202 158H204V159H206L205 157H207V160L209 161V162H205V164H204V166L205 165H207V163L209 164V165H207L208 167H204L205 169H206V171H207V169L210 171H208V172H205V173H203V174H201L200 172H198V171H201V170H204L203 169V167L202 168H200L198 171H197V173H198V175H197V173H196V175H193V177H192V179H191V177L189 178V179H187V180H185L183 177H181L180 175H179V178H176V177H178V174L179 173H181L182 175L185 173V174H188L187 172H190V171H187V170H194L193 168H192V166L191 165H193L194 164V162L193 161H189L187 164L188 165H186V166H180V164L179 165H174L173 166V164H172V166L171 165H168V166H170L169 167V170H168V172L166 171L167 169H168V167H165L164 165H162V168H163V171H161L160 172V175L162 176V179H165L166 181H168L169 182V184H170V186L172 187L171 188V193L174 191V193H172L171 194V200L170 201H168V202H170L169 204H171V205H169L168 204V202H165V204H162V206H161V208H160V210L159 209H157L158 207H156V209H157V211H156V209H155V207H152V209H151V206L150 205H146V204H144L145 202L143 201V203H141L140 205L142 206V205H144V206H142V207H144L143 208V210H145V209H147V207L149 208V209H147V211L149 210V212H151L153 215H154V217L152 218V220H150L149 218L147 219V220H144V218H142L141 220H143V222L140 220V222H142L141 224L142 225H140L139 226V228H134L133 230H134V232H133V230L131 229V232H130V230L128 231V234H127V231H124L123 232V234H124V236L123 237H125V238H123V248H122V250H121V252H123V253H129V254H132L131 256L132 257H129V259H128V263H125V262H127V260H125L123 263L124 264H133V262H134V264H144L143 262H145V264H149L150 262H152V263H150V264H188L187 262H189L190 260H188V259H191L192 258V256H193V258H192V260L193 261H190L189 263L190 264H192L191 262H193V263H195V264H199V263H209L210 262V259H213V262H222L221 261V258H222V260H224V259H226V256H232V258H234V260H236V253H238V257H240L241 256V258H242V260H245V259H248V258H251V259H254L255 258V256H258L257 255V251L259 252H263L264 251V231H263V233H261V235H262V238H261V241L259 242V244H257V246L256 245H254L253 247L251 246L250 247V249L246 246V245H243V242H239L238 244H237V242L238 241H235V242H233L232 240H227L226 242L227 243H229V244H227V243H225V242H223L225 245H226V249L224 248V244L223 245H219V243L217 242H215L210 236H211V233H209L208 231H210V229L211 228H213V227H209L210 226V224L212 223V224H214V225H216L217 224V222L218 223H220V221L219 220H221V223L223 224V221H224V223L225 224H227V225H225V224H223L222 226H227L228 227V225L229 224H231V225H229L230 226V229H229V227H228V229L230 230V235H232V227H234V228H236V229H240V227L241 228H243L245 225H246V223H247V225L249 224V222H248V220H249V218H251L250 220H252V222H254V221H256V223H257V225H263L264 226V219L262 218H260L256 213H254L253 212V214H252V216H253V218L250 216H248L247 214H249L248 212L247 213H245V211L244 210H240L239 208H237L238 210H240V212L238 211L237 213H235L231 208H227L226 207V209L228 210H225L224 212H228V215H230V214H233V215H230V217L226 214V213H224V214H226V216L225 215H223V214H221V215H218V217H216L217 215H215L213 212H218L217 210H214L215 208H213V209H211V211H210V209L208 208V210H205V211H203V210H200L199 212H196V210H195V208H199L200 207V209H201V207L203 206V200H201L202 199V197H204L205 196V194H204V196H203V194L202 193H199L198 192V190H197V188H198V186H199V184L201 183V182H199V181H202L203 182V180L204 181H206V182H210L211 184H217V185H215L214 187H210V189H208V193H210L212 196H215V195H217V194H224V195H227V196H225V198L226 199H228L229 198V196H230V198L228 199L229 201H231V197H232V201H239V200H242V198L244 197L245 198V196L248 194L247 192H246V190H248V192H249V189L251 190V189H254V188H259V187H261L262 189H263V191H261V192H263L262 193V195H261V193H260V197H259V201H261L262 199L264 200V176H260L259 178H258V180H257V182L255 183V185L251 188V187H247V188H244L245 189V191H244V189H241V190H238V191H235V192H233V191H226V190H224V189H222V188H219L218 187V184H219V182L223 185V183L224 184H226V183H229L230 182V180L231 181H240L239 180V176H241V178L242 177H246L248 174H246V172H247V170H246V168L245 167H240V168H237L236 166L237 165H233L232 163L230 164V166L231 167H233L234 169H231V167H229V165H228V168L229 169H225L226 167H227V165H226V163L228 162V158L227 157H223V155L221 154V153H219V152H223L224 151V149L222 148V147H220L221 146V144H222V142L221 141H215L214 139L213 140H211ZM140 142V143H139ZM202 142V141H201ZM220 142V143H219ZM239 142H242V141H239ZM25 143V144H24ZM27 143V144H26ZM47 143V144H46ZM218 143V144H217ZM256 142H252V146H255L256 144H255ZM23 144V147H21V145ZM43 144H45V146L46 147H43ZM17 145V146H16ZM24 145H25V147H24ZM28 145V146H27ZM42 145V147L40 148V146ZM225 145H226V142H225ZM37 146V147H36ZM50 146V147H49ZM52 146V147H51ZM214 146V147H213ZM194 145H193V147H191L193 150H194V148H195V150H197V148H196ZM211 148H212V150L214 149V148H216V149H214L212 152H211ZM10 149H11V151H10ZM40 149V150H39ZM52 149V150H51ZM207 149H209V150H207ZM197 150V151H198ZM215 150L217 151V152H215ZM220 150V151H219ZM255 150V149H254ZM3 151V152H2ZM41 151V152H40ZM43 151V152H42ZM49 151V152H50ZM203 151V152H202ZM219 151V152H218ZM206 152V153H205ZM208 152V153H207ZM254 152V151H253ZM53 153H55V151L53 152ZM218 155H217V154ZM6 154V155H5ZM10 156H9V155ZM255 154V152L253 153V155ZM202 155H204V156H202ZM216 155V156H215ZM220 155H222L221 157H223L224 159V162H225V164L223 163V164H221V168L220 169H222V170H220V169H217V170H219V173H214L215 171H216V169L214 170L212 167H211V165H212V163H211V165H210V161L211 162H214L215 161V159H216V161H218V159L216 158L217 156H220ZM6 156V157H5ZM215 158H213V157ZM40 158H42V160L40 159ZM209 158L211 159L212 158V160H209ZM255 158H256V156H255ZM254 158V159H255ZM4 159V160H3ZM39 160V161H38ZM223 160H219L218 162H221V161H223ZM257 160V159H256ZM44 161V160H43ZM258 161V164L259 165H261L262 166V164L264 163V161H260V160H257ZM261 162V163H260ZM191 163V164H190ZM240 163H242V159H241V161H240ZM240 163H237V164H240ZM251 163V162H250ZM254 165H255V163H254ZM264 165V164H263ZM189 166V167H188ZM225 166V168H223ZM176 167H178V168H176ZM180 167V168H179ZM186 167H187V169H186ZM166 168V169H165ZM171 168H173V169H171ZM184 168V169H183ZM238 170H237V169ZM171 169V170H170ZM181 170V172H180V170ZM210 169H212V170H210ZM225 169V170H224ZM230 169H231V171H230ZM237 171H236V170ZM242 169V170H241ZM165 170V171H164ZM177 170V171H176ZM178 170H179V172H178ZM182 170H183V172H182ZM185 170V171H184ZM213 170H214V172H213ZM229 172H228V171ZM233 170V171H232ZM241 170V171H240ZM35 171V172H34ZM36 171H38V172H36ZM43 173H42V172ZM187 171V172H186ZM215 174V175H213V173ZM224 173H223V172ZM238 172V173H236V172ZM173 174H171V173ZM232 172H234V173H232ZM163 173H166V174H163ZM168 173V174H167ZM178 173V174H177ZM209 173V174H208ZM222 173V174H221ZM232 175H231V174ZM241 173V175H239ZM243 173V174H242ZM38 174V176H39V181L41 182H39L37 179H33V177H31L32 175L34 176V175H37ZM163 174V175H162ZM170 174V175H169ZM190 174H191V172H190ZM238 174V175H237ZM165 175V176H164ZM167 175V176H166ZM172 175V176H171ZM175 175H177L176 177H175ZM217 175V176H216ZM220 175V176H219ZM246 175V176H245ZM160 176V177H161ZM196 176H198V177H196ZM202 177L201 178V180H197V179H200V177ZM219 176V177H218ZM238 176V177H237ZM2 175H0V184H2ZM170 177V180H168V178ZM221 177L222 178H225V177H228V179L229 180H227V179H225L227 182H225V180H223V179H221ZM262 177V178H261ZM16 178V179H15ZM31 178L34 180V181H31ZM175 178V179H174ZM260 178H261V181H260ZM13 179V180H12ZM177 179V180H176ZM37 180V181H36ZM176 180V181H175ZM179 180L181 181L180 183H182V184H178V182H179ZM199 182H197V181ZM208 180V181H207ZM221 180H223V182L221 181ZM178 181V182H177ZM184 181H186V182H184ZM188 181H190V182H192L191 184H190V182L188 183ZM194 181V182H193ZM196 181V182H195ZM229 181V182H228ZM263 181V182H262ZM40 183L39 185H35V183ZM259 182H261L262 183V186L261 185H259V184H261V183H259ZM188 183V184H187ZM193 183H196V184H193ZM188 186H187V185ZM178 185H179V187H178ZM174 186H175V189L176 190H178V191H176L175 189H174ZM185 188H183V187ZM176 187H178V189L176 188ZM180 187H182V188H180ZM190 187V188H189ZM190 190H189V189ZM213 188H214V190H213ZM216 188H217V190H216ZM179 189H180V192H179ZM181 189H182V191H185L186 189V191L185 192H182L181 191ZM196 191H195V190ZM223 190V191H222ZM212 193H211V192ZM214 191H216V192H214ZM175 192H179L178 194L177 193H175ZM215 193V195H214V193ZM218 192H220V193H218ZM221 192H223V193H221ZM244 192H246V193H244ZM43 193V192H42ZM183 193H184V195H183ZM185 193H188V194H185ZM175 194V195H174ZM182 194V195H181ZM245 194V195H244ZM37 195V194H36ZM180 195V196H179ZM188 196V197H186V196ZM201 195V196H200ZM224 195H222V196H224ZM233 195V196H232ZM243 195V196H242ZM178 198H177V197ZM183 196V197H182ZM241 196V197H240ZM263 196V198H261ZM182 197V199H179V198H181ZM184 197H185V199H184ZM233 198H235L234 200H233ZM236 198H238V199H236ZM173 199V200H172ZM176 199H178V200H176ZM176 200V201H175ZM181 201V203H180V201ZM191 202H190V201ZM195 200V201H194ZM199 200H201L202 202H199ZM262 200V201H263ZM172 201H175V203L174 202H172ZM177 201H178V203H180L179 205L178 204H176L177 203ZM262 201H261V206L263 207V203H262ZM183 202V203H182ZM187 203V204H184V203ZM264 202V201H263ZM202 203V204H201ZM168 204V205H167ZM174 204V205H173ZM184 204V205H183ZM198 204H200V205H198ZM164 205H166V206H164ZM181 205L183 206V208L181 207ZM147 206V207H146ZM150 206V207H149ZM179 206V207H178ZM146 207V208H145ZM167 207L169 208L168 210H167ZM181 207V208H180ZM189 208V210H188V208ZM191 207V208H190ZM210 207V206H209ZM155 210H154V209ZM179 208V209H178ZM255 208V207H254ZM142 210V211H143ZM152 210V211H151ZM158 210H159V213H158ZM183 212H182V211ZM214 210V211H213ZM232 210V211H231ZM161 211V212H160ZM163 211V212H162ZM169 211V212H168ZM189 211V212H188ZM192 211V212H191ZM210 211V212H209ZM139 212H141V211H139ZM156 212V213H155ZM191 212V213H190ZM209 212V213H208ZM215 212V213H216ZM233 212V213H232ZM142 213V212H141ZM155 213V214H154ZM157 213H158V215H160V216H158L157 217ZM164 213H166L165 215H166V217H164L165 215H163ZM177 213V214H176ZM179 213V214H178ZM193 213V214H192ZM201 213H203L202 215H200ZM207 214V215H204V214ZM212 214V215H209V214ZM140 214V213H139ZM162 214V215H161ZM235 214V215H234ZM247 215V216H245V217H243L244 215ZM199 215V216H198ZM214 215V216H213ZM223 215V216H222ZM239 215H240V218H238L239 220H241V222H243V223H241L239 220H237V217H239ZM243 215V216H242ZM161 216H163V217H161ZM168 216V217H167ZM180 216V217H179ZM192 216V217H191ZM204 216V217H203ZM209 216H211V217H209ZM219 216H221V217H219ZM232 216L234 217V219L232 218ZM237 216V217H236ZM241 216L243 217V219L241 218ZM254 216H255V220H254ZM257 216H258V218H257ZM197 217V218H196ZM202 217H203V220H202V224H201V228L199 229V231L200 232H198V235L200 236V237H202L203 235L205 236H203L202 238H200V240H201V242H202V244H201V247H202V249H201V247H199V248H197V249H199V251H201V252H199L198 250H196V251H194V252H191V251H189L188 250V247L186 246V245H181L180 243H179V240L180 239H183V238H185L186 239V243H187V241H189L191 238H189L188 239V237H189V233L187 232H185V227H187L188 226V223L191 221V220H193L194 218H196V219H198V220H201L202 219ZM207 217H209V218H211L210 220H207V219H209V218H207ZM216 217V218H215ZM224 217V218H223ZM226 217V218H225ZM157 218V219H156ZM162 218H163V220H162ZM168 218V219H167ZM205 218H206V221L209 223H206L205 224ZM213 218V219H212ZM217 219V220H215V219ZM229 218V219H228ZM231 218V219H230ZM246 220H245V219ZM247 218H248V220H247ZM257 219V220H256ZM261 219V220H260ZM158 220V221H157ZM161 220V221H160ZM165 220V221H164ZM166 220H168L169 221V224L171 223L172 225L170 226L169 224H168V221L166 222ZM211 220H215V222H211ZM223 220V221H222ZM225 220H227L228 221V223H226L227 221H225ZM229 220H231V221H229ZM233 220H237V221H239L240 222V224L239 225H236V223H238V222H233ZM243 220V221H242ZM260 220V221H259ZM157 221V223H155ZM163 221V222H162ZM203 221H204V223H203ZM148 222V223H147ZM152 222V223H151ZM159 222V223H158ZM162 222V223H161ZM166 222V223H165ZM180 222V223H179ZM229 222H232V223H229ZM251 222V223H252ZM262 222V223H261ZM151 225H150V224ZM155 223V224H154ZM153 224H154V227H153ZM162 224H163V226H164V228H163V226H162ZM166 226H165V225ZM179 224V225H178ZM211 224V225H212ZM232 224H234V225H232ZM254 224H255V222H254ZM147 226V228H148V230H147V228H145L146 226ZM155 225H156V227L158 228H155ZM184 225V226H183ZM204 225H206V226H204ZM208 225V226H207ZM149 226H152V227H149ZM161 227V231L162 232H159L160 231V227ZM204 226V227H203ZM238 226V227H237ZM240 226V227H239ZM168 227H169V229L171 230H169L168 229ZM171 227H172V229H171ZM207 227V228H206ZM209 227V228H208ZM226 227V228H227ZM145 228V229H144ZM150 228H152V229H150ZM155 228V229H154ZM223 228H225V227H223ZM140 229H142V230H140ZM163 229V230H162ZM208 230V231H205V230ZM141 231V232H139V231ZM151 230H153L152 232H151ZM165 230H167V231H165ZM180 230V231H179ZM138 231V232H137ZM146 231V232H145ZM148 231V232H147ZM206 233H204V232ZM212 231V230H211ZM129 232H130V234H129ZM133 232V233H132ZM164 232V233H163ZM223 232V233H222ZM220 231V235H228L229 233L227 232V231ZM131 233L133 234V235H131ZM137 233H138V235H137ZM139 233H141V234H139ZM149 235H148V234ZM156 233V234H155ZM159 233H160V235H159ZM162 233V234H161ZM166 233V234H165ZM203 233V235H201ZM207 233L209 234V235H207ZM146 234V235H145ZM151 234H153L152 236H151ZM154 234H155V236H154ZM136 235H137V237H136ZM139 235H145V237H139L138 238V236ZM157 235H159V236H157ZM132 236V237H131ZM134 236V237H133ZM148 236V239L146 238ZM149 236L151 237V238H149ZM154 236V238L153 239H155V240H153L152 239V237ZM170 236V237H169ZM181 236V237H180ZM199 236H198V238H199ZM206 236H208L207 238H206ZM129 237V239L131 240V241H129V239H127V238ZM159 237H161L160 239H161V241L160 240H158V238ZM177 237V238H176ZM134 238V239H133ZM136 238H138V239H136ZM156 238H157V240H156ZM203 238L206 240H203ZM209 238V239H208ZM127 239V240H126ZM150 239H152V240H150ZM163 239V240H162ZM179 239V240H178ZM263 239V240H262ZM137 240V241H136ZM208 240V241H207ZM213 240V241H212ZM125 241V242H124ZM128 241V242H127ZM139 241V242H138ZM141 241V242H140ZM157 241H158V243H157ZM163 241H164V243H163ZM178 241V242H177ZM210 241V242H209ZM232 243H231V242ZM130 242V243H129ZM134 242V243H133ZM138 243L139 244V246H143L144 244L146 245V247H149L148 249L146 248V250L144 249H133V247L135 246V244L136 243ZM143 242V243H142ZM161 242V243H160ZM209 243V245L208 244H205V243ZM214 242V244L216 245H213V244H211V243H213ZM149 243V244H148ZM129 244V245H128ZM137 244V245H138ZM154 244V245H153ZM178 244L180 245V249H179V251L181 252H179L178 251V248H177V246H178ZM221 244V243H220ZM231 244H232V247H231ZM152 245V246H151ZM177 245V246H176ZM207 245V246H206ZM210 245H212L211 247H210ZM243 245V246H245V247H241V246ZM151 246V247H150ZM162 247V249L160 250V253H158V252H155V251H159V247ZM175 246V247H174ZM182 246V247H181ZM209 246V247H208ZM220 246V247H219ZM259 246V247H258ZM127 247H128V250H127ZM172 247H173V249H172ZM208 247V248H207ZM213 247V248H212ZM214 247H218L217 249L216 248H214ZM230 247V248H229ZM238 247V248H237ZM255 247H256V249H255ZM262 247V248H261ZM125 248V249H124ZM158 249V250H155V249ZM187 248V249H186ZM253 248V249H252ZM152 249H153V251H152ZM177 249V250H176ZM203 249H207V251H205L204 250V253H205V255H204V253L202 252V250ZM211 249V250H210ZM215 250L216 252H214L213 250ZM246 249V250H245ZM249 249V250H248ZM134 250H136V251H134ZM155 250V251H154ZM163 250V252H161ZM182 250H183V252L184 253H182ZM221 251L220 253L218 252V251ZM231 251V253H232V255H231V253H229V252H227V251ZM232 250H234V252L232 251ZM239 250H240V253H239ZM243 250H244V252H246V253H244L243 252ZM175 251L177 252V253H175ZM187 251H188V253H187ZM224 251V252H223ZM253 251V252H252ZM254 251H255V253H254ZM131 252V253H130ZM151 252H155L154 254H152ZM186 252V253H185ZM192 254H194V255H191V253ZM199 253V255H198V253ZM207 252V253H206ZM213 252V253H212ZM227 252V253H226ZM249 252V254L251 253V255H249V254H247ZM158 255H157V254ZM227 254V255H225V254ZM153 255V256H150V255ZM182 254V255H181ZM188 255V257H190V258H188L187 256H185V255ZM201 254V255H200ZM210 254V255H209ZM218 256H216V255ZM221 254V255H220ZM239 254H240V256H239ZM243 254V255H242ZM247 254V255H246ZM136 255V256H135ZM138 255H139V257H138ZM163 255V256H162ZM191 255V256H190ZM206 255H207V257L208 258H205L206 257ZM215 255L216 256V258L217 259H215V256L213 257V256ZM219 255L221 256V258L219 257ZM236 255V256H235ZM246 255V256H245ZM249 255V256H248ZM134 256V257H133ZM141 256H143V257H145L143 260V262H142V258L143 257H141ZM148 256H150V257H148ZM157 256H159L158 258H157ZM165 256V257H164ZM196 256V257H195ZM137 257V258H136ZM155 257V258H154ZM162 257V258H161ZM184 259H183V258ZM187 257V258H186ZM204 259H203V258ZM210 257V258H209ZM247 257V258H246ZM254 257V258H253ZM140 259V262H139V259ZM152 258V259H151ZM154 258V259H153ZM220 258V259H219ZM224 258V259H223ZM133 259V260H132ZM147 259H149V260H147ZM159 259V260H158ZM165 259V260H164ZM187 261H186V260ZM197 261H196V260ZM201 259V260H200ZM215 259V260H214ZM130 260V261H129ZM153 260V261H152ZM204 260H207L206 262L204 261ZM219 260V261H218ZM146 261H147V263H146ZM184 261V262H183ZM195 261V262H194ZM201 261V262H200ZM203 261V262H202ZM212 261V260H211ZM105 262H107L106 264H110V263H108L109 261H105ZM155 262V263H154ZM162 262V263H161ZM198 262V263H197ZM122 263V264H123ZM105 264V263H104Z\"/></svg>", "mask_w": 264, "mask_h": 264}, {"label": "flooded vegetation", "instance_id": "af4514ba", "mask_svg": "<svg viewBox=\"0 0 264 264\" xmlns=\"http://www.w3.org/2000/svg\"><path fill=\"white\" fill-rule=\"evenodd\" d=\"M24 1L25 0H8L7 1V3L11 6V8H17V7H19V5H21L22 3H24ZM16 6V7H15ZM169 98H163V100L162 101H165V100H168ZM255 99H254V101H252L253 103H255ZM158 104V102H156V104L154 103V104H152V105H150L151 106V108H152V106H155L156 107V105ZM246 106H249V105H247L246 104ZM256 107V106H255ZM249 109V107L247 108V110ZM246 110V111H247ZM247 114H248V117H245L244 118V121H246L245 122V124H244V131L246 132H244L245 134H247L246 136L248 137V139H244V140H238L237 138H235L234 136H232L231 134H226V133H224V132H221L220 130H222V129H227V130H230V131H236V126H237V128H238V124L240 125L241 123H240V121H239V117H237V116H235V115H233L231 118H230V120L227 122V120H225L224 122H225V124H229L228 126H224V125H222L221 126V124H218L217 123V125L220 127L219 129H218V126L217 125H211L212 127L213 126H215V127H213L214 129H216L217 131H218V133H217V131H215L214 132V134H216L215 136H217L218 138V141H220L221 139V137H222V139H223V137H224V139L225 140H222V144H221V146L220 147H222L223 149H224V151L223 152H225V153H223V152H221V154L222 155H224V157L226 156L228 159H229V161H232L231 159H233V160H235V161H237L238 162V160H239V163H240V161H241V159H243L245 156V154H249V156L251 155V153L253 152L252 150L254 149V148H252V145L250 144V143H252V141H250V140H252L253 139V137H257V138H255L256 139V141H259L260 139H261V134H263L264 133V117H263V115H264V113H261V112H259V114H254V115H256L255 117H253V116H251L250 115V113H248V112H246ZM263 114V115H262ZM250 116V117H249ZM259 116V117H258ZM261 116V117H260ZM248 118V119H247ZM251 118H254V119H251ZM256 118H257V120H256ZM261 119V120H260ZM249 122H248V121ZM253 122H252V121ZM218 121H220V120H218ZM217 121V122H218ZM221 121H223V119L221 120ZM263 121V122H262ZM224 122H222V124L224 123ZM219 123H221V122H219ZM255 126L254 127V129H253V126ZM251 125V126H250ZM257 125V126H256ZM217 126V127H216ZM261 126H262V128H261ZM207 128H208V126H206ZM260 128L263 130H260ZM260 132H259V131ZM262 131V132H261ZM259 134H258V133ZM253 133V135H251ZM261 133V134H260ZM256 134H258L257 136H256ZM249 136L251 137V138H249ZM209 137V136H208ZM215 140H216V138H214ZM226 140H228L227 142H226ZM232 140H233V142L235 143V145H234V143L232 142ZM249 140V141H248ZM227 143L226 144V146H225V142ZM237 141L239 142V141H242V142H239L238 144H239V146H238V144H237ZM224 142V143H223ZM255 142V141H254ZM240 143H242V144H240ZM259 143H261L260 141H259ZM229 144V145H228ZM245 145L244 147L242 146V147H240V145ZM250 145V146H249ZM227 146H229L228 148V150H227ZM235 146V147H234ZM238 146V147H237ZM249 147H251V148H249ZM231 148V149H230ZM237 148H238V150H237ZM239 148H242V149H244V153L243 152H241V151H239ZM3 149V147H0V150H2ZM246 149H247V151H246ZM241 150V149H240ZM256 150V149H255ZM229 151V152H228ZM238 151V152H237ZM232 152V153H231ZM249 152V153H248ZM244 154V155H243ZM242 155L244 156V157H242ZM219 157V156H218ZM218 157H217V159H218ZM221 157V156H220ZM219 157V158H220ZM233 157V158H232ZM257 157H258V155H257ZM237 159V160H236ZM201 160H203V159H201ZM204 160H206V159H204ZM203 160V161H204ZM207 161V160H206ZM235 161H233V162H235ZM194 162V164L193 165H191L192 166V168H197L198 166L197 165H199L198 163H197V161H193ZM209 162V161H208ZM233 162H230V163H233ZM237 162H235V163H237ZM235 163H233V164H235ZM242 163H240V165L239 166H242L241 165ZM196 165V166H195ZM236 167H238V165L236 166ZM234 169V168H233ZM259 205L261 206V204L259 203ZM258 205V206H259ZM257 208V207H256ZM255 210V209H254ZM261 211H264V207H260V209H258V211L256 212V213H259L260 214V217H261V219L263 218L264 219V212H261ZM263 214V215H262ZM253 218V217H252ZM256 226V227H255ZM253 228L254 229H256V230H258V232L259 233H262L263 231H264V226L263 225H257V224H255L254 226H253ZM260 229V230H259ZM262 231V232H261ZM261 237H262V235H261ZM264 252V251H263ZM263 252H258L257 253V255H259L260 253H262V254H260L259 255V257H261L262 259H264V255H263ZM263 256V257H262ZM258 256H256V258H257Z\"/></svg>", "mask_w": 264, "mask_h": 264}]
</instances>
